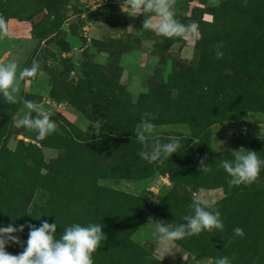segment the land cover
Returning a JSON list of instances; mask_svg holds the SVG:
<instances>
[{"label":"rangeland","instance_id":"rangeland-1","mask_svg":"<svg viewBox=\"0 0 264 264\" xmlns=\"http://www.w3.org/2000/svg\"><path fill=\"white\" fill-rule=\"evenodd\" d=\"M176 13L197 34L144 30V16L123 12L121 0H0V62L15 61L18 73L40 62L16 103L0 94V227L45 220L59 239L74 223L102 224L94 264H264V169L230 186L220 167L241 147L264 159V0H177ZM25 101L50 113L57 131L41 140L16 127L30 112ZM145 112L162 143L180 140L162 163L138 155ZM203 158L211 171H199ZM155 174L159 187L149 185ZM194 193L220 211L224 229L176 241L163 258L155 221L185 223Z\"/></svg>","mask_w":264,"mask_h":264},{"label":"clouds","instance_id":"clouds-1","mask_svg":"<svg viewBox=\"0 0 264 264\" xmlns=\"http://www.w3.org/2000/svg\"><path fill=\"white\" fill-rule=\"evenodd\" d=\"M177 0H121V10L129 16L143 15L142 28L153 31L165 38H187L198 32L195 22L182 23L176 16ZM131 27V26H129ZM7 27L3 16H0V38L6 36ZM221 44L217 45L216 58H223L220 51ZM18 64L15 61L0 62V94L8 103H16V93L20 90V81L34 77L40 70V62L33 60L31 67L23 68L18 73ZM28 114L16 122V127H23L36 132L38 139H45L57 131V124L51 119L50 113H45L43 108L34 101H25ZM31 112H35L33 117ZM156 119L153 113L145 112L141 116V124L136 133L142 149L138 152L141 159L149 164L162 163L174 153L180 152L181 143L175 136L168 137V142L162 143L156 135ZM97 134L102 127V122L94 125ZM233 160H224L220 167L230 177V186L250 185L258 179L259 173L264 169V159L257 152L241 147L233 151ZM203 158L199 162V171H211L210 166L205 165ZM191 205L193 214L186 215L185 223L173 225L164 221H155L158 243L163 252V258L167 254L174 255L173 245L176 241L186 239L193 235H199L203 231H223L224 224L221 213L206 200L196 197ZM153 222L151 219L149 223ZM29 229L26 242L20 239L19 234ZM56 223L41 221L39 227L34 224L14 226L9 223L0 227V264H94L93 254L97 252L101 243L107 240L102 224L90 223L81 226L74 223L65 228L62 236L56 239ZM234 235L243 238L244 230L236 227ZM10 244L20 245L23 251L17 255L9 253L6 248ZM26 244V246H25ZM162 258V259H163ZM216 264H231L228 257H221Z\"/></svg>","mask_w":264,"mask_h":264},{"label":"water","instance_id":"water-1","mask_svg":"<svg viewBox=\"0 0 264 264\" xmlns=\"http://www.w3.org/2000/svg\"><path fill=\"white\" fill-rule=\"evenodd\" d=\"M80 57V52L75 53L72 55L73 62L76 64L77 63V58L79 59ZM163 183V179L159 174H155V177L152 181L149 182V185H154L156 187H159Z\"/></svg>","mask_w":264,"mask_h":264}]
</instances>
